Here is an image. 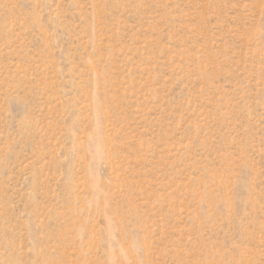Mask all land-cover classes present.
Masks as SVG:
<instances>
[{
	"label": "rangeland",
	"instance_id": "374dc122",
	"mask_svg": "<svg viewBox=\"0 0 264 264\" xmlns=\"http://www.w3.org/2000/svg\"><path fill=\"white\" fill-rule=\"evenodd\" d=\"M0 264H264V0H0Z\"/></svg>",
	"mask_w": 264,
	"mask_h": 264
}]
</instances>
